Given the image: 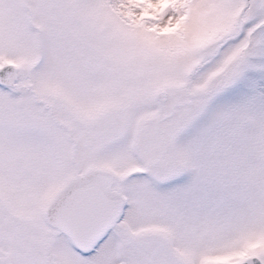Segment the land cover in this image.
<instances>
[{"label":"snow or ice","instance_id":"6c2138e0","mask_svg":"<svg viewBox=\"0 0 264 264\" xmlns=\"http://www.w3.org/2000/svg\"><path fill=\"white\" fill-rule=\"evenodd\" d=\"M0 264H264V0H0Z\"/></svg>","mask_w":264,"mask_h":264}]
</instances>
